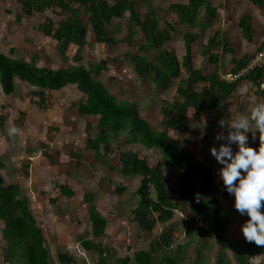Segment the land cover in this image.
Here are the masks:
<instances>
[{"label":"rangeland","instance_id":"1","mask_svg":"<svg viewBox=\"0 0 264 264\" xmlns=\"http://www.w3.org/2000/svg\"><path fill=\"white\" fill-rule=\"evenodd\" d=\"M134 1L137 11L143 19L148 14L149 7L152 8L157 16L159 30L165 28L166 22L176 26L179 33L174 34V42L166 44L165 48L175 50L180 60L184 55L182 35L185 32L197 34L198 40L193 44L195 65L197 68H204L206 73L213 71L215 67L204 60L202 50L209 37L216 31L222 40H230L235 50L234 54L226 55L224 52L219 54L222 57V66L226 68L235 65L233 58L242 59L245 55L255 54L264 41V9L253 5L250 0H207L217 8L218 13L216 21L207 24L206 28H202V24H206L209 20V17L205 15V7H202L197 14L198 25L195 28L182 26L177 15L170 11L171 4H187V0ZM16 2L17 0H0L1 8L6 4L8 10L13 9L12 14L6 15L7 21L10 20L9 23H3V27L8 24L9 33L5 36L0 34V47L12 58L30 60L32 56H36L39 66L52 69L78 65L90 67L98 63L101 58L108 57L112 60L115 56H123L126 53L145 56L148 52L151 61H156V52L139 49L145 43V37L140 28L133 27L128 19V13L122 20L114 19L110 29L115 38L130 37L132 46H127L124 43L107 47L87 42L84 48L71 45L66 55L62 56L56 49L55 40L46 38L33 28L32 23L21 21L16 24L14 22ZM81 14L85 22H88L89 17L85 16L84 10L81 11ZM47 15H50L55 21L60 19L51 11H48ZM66 16L69 15L66 14ZM240 16L253 18L252 42L244 39L240 25H237ZM44 19L45 16H42L39 22ZM129 27L133 29L134 35L129 34ZM13 48L16 50L14 54H11ZM185 75L186 71H183L179 78L173 80L172 86L163 91L156 88V84L151 78H140L130 61H122L109 72L101 73L97 79L108 85L111 91L113 89L118 100L136 104L142 117L151 124L155 131L166 132L175 144L184 147L187 151L192 152L193 150V153H197L198 159L209 168L211 163L215 164L214 169L210 168L216 174L213 184L214 193H211L210 197L219 200L225 210L223 220L228 223L226 238L231 242H238L236 226H233L237 214L236 209H233L234 197L226 198L224 196L225 188L217 173L221 165L210 151L213 147L212 143L218 142L215 139L216 134L222 130V128L219 131L216 130L220 125L219 122L212 121L211 124L206 117L193 119L192 127L186 134H179L163 126L162 108L166 102L182 100L176 90ZM126 82L131 87H125ZM15 83L17 86L15 95H10L12 97L2 96L0 99V114L6 113L5 115L8 117L4 130H2L3 138L0 140V150L4 162L2 170L7 181L18 183L24 195L31 199L36 198V203L48 206L47 201L42 200L39 195L43 193L42 191L48 195H56V184L58 183L55 176L58 172L66 170L63 174H69L68 180L74 189L72 191L75 194L77 192L74 200L66 198L59 204L50 205L44 210V214L50 217L51 221V226L44 228L46 233L51 231L47 233L46 237V245L51 252L50 264H60L58 253H67L69 247H71L70 253L77 259L76 264H118V260L125 256L132 258L130 264H138L134 261V254L138 251H149L151 242L170 230H173L174 245L169 250L155 251L152 264H159L162 257L165 256L178 260V264H217L220 258H223L224 264H237L230 251L221 252L213 236L210 218L193 215L188 204L178 202L177 191L180 188L178 181L182 168L175 165L171 167L163 162L162 154L158 149H147L141 143H133L132 137L127 132L120 133L118 138H113V133H110L112 144L110 155L112 158L107 164H103L95 158V154L86 149L87 140L96 136L98 131V117L80 116L73 108L77 101L85 99L75 86H68L60 92H47L46 100L51 105L48 109L42 110L29 102L31 98L36 101L38 99L32 97V92L35 89L23 87L17 78H15ZM227 105L232 119L237 118L242 111L239 101L233 97L229 99ZM17 109L22 112L20 116H18ZM15 115L19 117L17 121L14 119ZM88 123L91 124L89 131L86 130ZM13 126L19 131L10 134L9 129ZM249 135L251 137L250 132ZM255 143L257 148L260 143L258 132ZM129 151L147 159L151 166L158 163L163 165L170 176L169 187L175 195L174 201L179 203V209L175 211L174 218L166 224L157 223L151 234L141 232L133 220V212L140 202V177L126 178L120 169L118 156L119 152ZM70 159L72 166L69 163ZM78 160H80L79 169L74 167ZM24 165H27L28 168ZM103 181L110 183L107 193L102 192H105V188L101 185ZM117 185L119 187L125 185L126 188L128 186L129 190L120 194L115 189ZM152 196L155 197L153 188ZM82 197H86L87 202H83L84 206L79 208L75 206V200L79 201ZM101 198L103 199L101 200ZM90 204L100 210L109 222L110 231L103 238L95 239L90 232L91 224L88 219ZM70 206L71 208H69ZM71 212L73 213L70 214ZM76 219H80L79 226H77ZM80 238L96 243L97 249L85 252L83 247L78 244ZM0 243L1 247L6 245L5 242ZM63 243L70 245L62 246ZM252 261L253 264H264V256L258 255Z\"/></svg>","mask_w":264,"mask_h":264},{"label":"trees","instance_id":"2","mask_svg":"<svg viewBox=\"0 0 264 264\" xmlns=\"http://www.w3.org/2000/svg\"><path fill=\"white\" fill-rule=\"evenodd\" d=\"M250 1L258 8L264 9V0ZM202 7H205V15L209 17L208 22L202 24V28H206L207 24L216 21L218 13L217 8L210 1L187 0V4H171L169 9L177 15L182 26L195 28L198 25L197 14ZM8 9L6 4L0 7L2 36L9 33L8 24L3 27L10 21H7L6 15L12 14L13 9L11 11ZM149 9L143 19L137 11L134 0H17L14 22L32 23L33 28L46 38L55 40L56 49L62 56L66 55L71 45L84 48L87 42L107 47L124 43L132 46L130 37L115 38L110 29L114 19L122 20L127 13L133 27L140 28L145 37V43L139 49L154 51L157 56L154 62L151 61L148 52L145 56L126 53L123 56H115L112 60L108 57L101 58L98 63L90 67L78 65L52 69L39 66L36 56H32L30 60L12 58L0 47V96L15 95L17 88L15 78H17L23 87L35 89L32 97L38 99L36 101L31 98L29 102L39 109L46 110L51 105L46 100L47 92H60L68 86H75L85 99L77 101L73 108L80 116L98 117L96 136L90 137L86 146L95 154V158L103 164L108 163L112 152L111 132L113 138H118L120 133L127 132L132 137L133 143H141L147 149H158L162 154L163 162L171 167L175 165L182 168L178 181L180 185L177 191L178 202L188 204L193 215L210 218L213 236L221 252L230 251L237 264H253L252 258L256 255L264 256V245H258L254 241L249 242L246 238L238 242H231L226 238L228 223L223 220L225 210L219 200L210 197L216 174L204 165L193 151H187L184 147L175 144L166 132L155 131L142 117L136 104L118 100L116 92L113 89L111 91L108 85L97 79L101 73L109 72L122 61H130L140 78L149 77L156 84L157 89L166 91L172 86L173 80L186 71L184 79L176 90L182 100L166 102L162 108L163 126L179 134H186L192 127L193 119L206 117L211 124L212 121L229 119L226 101L235 91V84L239 81L230 85L221 82L216 68L220 60V50L225 54L235 53L232 42L218 37V31L209 37L202 50V56L215 68L206 73L204 68H197L195 65L193 44L198 40V35L186 32L182 35L184 56L180 61L175 50L165 48L166 44L174 42V34H178L179 30L168 22L163 30H159L157 16L151 7ZM82 10L85 16L89 17L88 22H85L81 14ZM48 11L58 15L59 21L47 15ZM42 16H45V19L39 22ZM239 25L244 38L252 42L254 34L252 19L248 16L242 17ZM129 28V34L134 35L133 29ZM263 46L264 41L259 50ZM15 50L13 48L10 53L14 54ZM250 57L245 56L238 61L234 59L237 67L234 71L245 67ZM246 79L258 84L260 88L259 82L264 81V71H256ZM125 87L131 85L126 82ZM17 112L18 116L22 114L21 110L17 109ZM5 114H0V129L4 128L8 118ZM17 118L19 117L15 115V121ZM90 128L91 124L88 123L86 130L89 131ZM220 129L221 125L216 130ZM118 156L124 176L140 177V202L133 212V220L141 232L151 234L157 223L170 222L175 216V211L179 209V203L174 201L175 195L169 187L170 176L162 164L151 166L147 159L140 158L134 152H119ZM24 166L28 168L27 165ZM3 167L4 163L0 159V225L1 223L3 225L2 236L6 244L4 247L0 245V264H50L51 252L46 245L43 229L31 210V206L36 203L35 199L24 195L18 183L8 182L1 172ZM62 175L63 172L55 176L58 184L54 197H57L50 198V201L57 202L63 196L69 198L75 194L63 181ZM152 188L155 197L152 196ZM126 189V187H117L116 191L123 194ZM42 192L39 196L46 197V192ZM224 196L227 198L231 195L225 190ZM84 200L87 202L86 197ZM89 216L93 237L103 236L107 221L92 204L89 207ZM172 233L173 230H170L159 235L151 242L149 251H138L134 254V261L138 264H152L155 251L169 250L174 245ZM81 240H79L81 246L90 251L91 242ZM74 258L67 253H58L60 264H76ZM119 260L120 264H130L132 258L125 256ZM159 264H178V260L165 256ZM217 264H224L223 258H220Z\"/></svg>","mask_w":264,"mask_h":264},{"label":"clouds","instance_id":"3","mask_svg":"<svg viewBox=\"0 0 264 264\" xmlns=\"http://www.w3.org/2000/svg\"><path fill=\"white\" fill-rule=\"evenodd\" d=\"M216 134L219 146L210 151L221 167L217 170L225 190L234 197V207L248 219L241 225L247 241L264 245V102H256L250 114L221 119ZM19 130L15 126L10 134ZM257 139L259 146L249 144Z\"/></svg>","mask_w":264,"mask_h":264},{"label":"crops","instance_id":"4","mask_svg":"<svg viewBox=\"0 0 264 264\" xmlns=\"http://www.w3.org/2000/svg\"><path fill=\"white\" fill-rule=\"evenodd\" d=\"M241 18H242V16H240ZM240 18V19H241ZM252 18V17H251ZM239 19V20H240ZM239 20L237 21V25H239ZM252 22H253V18H252ZM245 39V38H244ZM196 42V41H195ZM195 44V43H194ZM260 50L258 49L257 50V52H259ZM220 53H222V51H220ZM234 54V53H233ZM226 55H229V54H226ZM255 54H250V55H245V56H254ZM184 56V55H183ZM182 56V57H183ZM245 56L243 57V58H245ZM249 58V62L251 61V59L253 58ZM180 59V58H179ZM234 59H236L237 61L238 60H241V59H237V58H233L232 60H233V62H234ZM180 61H182V60H180ZM248 62V63H249ZM235 63V65H233L231 68L230 67H228V68H226V67H223L222 66V57L220 56V60H219V63L217 64V71H218V76H219V79H220V81L221 82H223V83H225V84H228V85H230V84H235V83H226L225 81H223L222 80V76L223 75H225V74H228V73H236V72H238V71H240V70H237L236 72L234 71L237 67H236V62H234ZM247 63V64H248ZM247 66V65H246ZM245 66V67H246ZM245 67H243V68H245ZM242 68V69H243ZM256 71H263V70H261V69H257V70H255L254 72H252V73H250L249 75H247L246 77H243V78H241L240 80H239V82L237 83V84H235L236 85V88H235V91L234 92H232V95L230 96V98L229 99H231V98H233V97H235L236 98V100L237 101H239V103H240V105H241V113L239 114V116H241V115H246L245 113H250V111H251V108L254 106V104L256 103V102H264V90H262L261 88H259V86H258V84H256V83H254L253 81H251V80H248V79H246L247 77H249L251 74H253V73H255ZM264 81H260L259 82V84H260V86H261V84L263 83ZM2 98V96H0V99ZM229 99L226 101V105H227V103H228V101H229ZM228 106V105H227ZM245 109V110H244ZM228 118L229 119H232V117H231V115H230V113L228 112ZM238 116V117H239ZM8 119V118H7ZM14 119H15V116H14ZM7 121V120H6ZM6 124V123H5ZM5 127V126H4ZM2 130H4V128L3 129H0V131H1V133H0V140L3 138V136H2ZM251 133V132H250ZM252 135V134H251ZM249 137H250V135H249ZM70 143V142H69ZM87 143H88V140H87ZM213 144V146H219V144H220V142L218 141V142H214V143H212ZM249 144L251 145V146H253V147H256L255 145H256V143H255V140H252L251 139V137H250V139H249ZM86 146H87V144H86ZM257 148H258V146H257ZM87 149V148H86ZM89 150V149H88ZM90 151V150H89ZM193 151V150H192ZM209 153V152H208ZM196 155H197V153H195ZM110 158H112V156L110 157ZM141 158V157H140ZM0 159H1V161L3 162V160H2V152H1V150H0ZM211 160V159H210ZM4 163V162H3ZM69 163H70V166H72L71 165V159H70V161H69ZM78 165L80 166V160H78V161H76V163L74 164V167H77V169H79L80 167H78ZM208 166V165H207ZM72 168V167H71ZM210 168L211 169H214L215 168V164H213V163H211V166H210ZM120 169H121V171H122V167H121V165H120ZM64 171H66V170H64ZM64 171H61V172H64ZM1 172L4 174V171L3 170H1ZM61 172H58V173H61ZM57 173V174H58ZM62 179H63V181L66 183V185H69V187L71 188V190L73 189L71 186H70V183H69V174H63L62 176ZM126 178H134V177H139V176H125ZM216 177V176H215ZM57 181V180H56ZM9 182V181H8ZM139 182H140V180H139ZM109 182L108 181H103L102 183H101V185H102V187H104L105 188V192L104 191H102L103 193H107V189H108V187H109ZM117 187H119V185H117L116 187H115V189L117 188ZM121 187H126L125 185L124 186H121ZM120 187V188H121ZM214 188V187H213ZM114 189V190H115ZM74 190V189H73ZM129 190V188H128V186H127V189H126V191H128ZM214 193V190H213V192H212V194ZM47 196L46 197H43V198H41L42 200H46L47 201V205L48 206H50V205H52V206H54V205H57V204H59L62 200H64V199H70V200H74L75 198H76V196H77V192H76V194H75V196L74 197H72V198H68V197H65V196H63V197H61V199H59L57 202H53L52 200L50 201L49 199L50 198H56L57 196H55L54 197V195H51V196H49L48 194H46ZM121 197H123V196H121ZM40 198V197H39ZM38 198V199H39ZM212 198V197H211ZM216 198V197H215ZM37 199V200H38ZM103 198H101V200H102ZM34 201H36V198H35V200ZM83 202H85V200H84V198L82 197L81 198V200H75V206H77V207H79V208H82L84 205H83ZM43 203L45 204V202L43 201ZM48 206H44V205H41V204H39V203H34L32 206H31V210H32V212H33V214H34V216H35V218H36V220H37V222H38V224L42 227V229H43V232H44V236H45V239H46V237H47V233L49 232H51V231H48L47 233H46V231H45V227L46 226H51V221H50V217H48L47 215H45L44 214V210H45V208H48ZM69 208H71V206L69 207ZM233 209H235V207L233 206ZM98 210V209H97ZM100 213H101V215H102V217L104 218V219H106V221H107V227L105 228V232H104V235L103 236H101V237H99V238H95V239H100V238H103V237H105V235L107 234V233H109V231H110V228H109V222H108V220H107V218H105V216L102 214V212L100 211V210H98ZM73 212H71L70 214H72ZM236 218H235V223L233 224V226H236L235 227V229H236V231H237V234H238V236H239V240H241V239H244L245 237H244V235H243V233H242V230H241V225L246 221V219H248V217L247 216H242L240 213H239V211L236 209ZM60 218V217H59ZM61 219V218H60ZM88 219H89V221H90V224H91V229H90V232H91V234H92V222H91V220H90V216L88 217ZM62 220H64V219H62ZM77 220V219H76ZM79 221H80V219H78L77 220V226H79L80 225V223H79ZM2 227H3V225H2V223H1V225H0V239H2V240H0V242H4V240H3V236H2ZM67 229H69V228H67ZM76 229V228H75ZM227 232H228V228H227ZM226 232V233H227ZM226 235V234H225ZM93 236V235H92ZM76 239H78V236H76ZM79 240H81V238L79 239ZM79 240H78V242H79ZM82 240H84V239H82ZM81 240V241H82ZM85 241H89V240H85ZM61 242V241H60ZM89 242H91V245H92V247H91V250L93 249V250H96L97 249V244L96 243H93L92 241H89ZM66 244H68V243H63V245L62 246H65ZM78 244H80V242L78 243ZM0 245H1V243H0ZM70 244H68V246H69ZM81 245V244H80ZM68 248V247H67ZM71 249V247H69V249H68V252H67V254L68 255H70V256H73L72 255V253H70V250ZM83 250L85 251V252H91V250L89 251H87L85 248H83ZM62 253H66V252H62ZM260 255V254H259ZM257 257H258V255H256ZM255 256V257H256ZM263 256V255H262ZM254 257V258H255ZM254 258H252V260L254 259ZM75 259V258H74ZM75 260H77V259H75ZM253 262V261H252ZM118 264H120V260H118V262H117ZM260 263H262V261H260Z\"/></svg>","mask_w":264,"mask_h":264},{"label":"built area","instance_id":"5","mask_svg":"<svg viewBox=\"0 0 264 264\" xmlns=\"http://www.w3.org/2000/svg\"><path fill=\"white\" fill-rule=\"evenodd\" d=\"M257 69L264 71V46L259 52H256L251 61L247 66L236 73H228L222 76V80L226 83H236L241 78L246 77L250 73ZM260 88L264 90V82L261 84Z\"/></svg>","mask_w":264,"mask_h":264}]
</instances>
